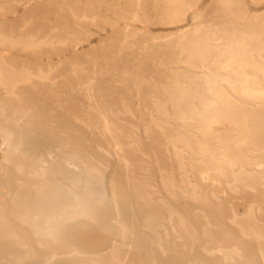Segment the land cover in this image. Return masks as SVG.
Instances as JSON below:
<instances>
[{
  "label": "bare ground",
  "instance_id": "obj_1",
  "mask_svg": "<svg viewBox=\"0 0 264 264\" xmlns=\"http://www.w3.org/2000/svg\"><path fill=\"white\" fill-rule=\"evenodd\" d=\"M208 1L0 0V264H264V13Z\"/></svg>",
  "mask_w": 264,
  "mask_h": 264
},
{
  "label": "rangeland",
  "instance_id": "obj_2",
  "mask_svg": "<svg viewBox=\"0 0 264 264\" xmlns=\"http://www.w3.org/2000/svg\"><path fill=\"white\" fill-rule=\"evenodd\" d=\"M21 2V1H19ZM244 3L246 4V13L251 15V14H262L264 13V3L261 4H257V3H253L250 0H244ZM210 4V2L208 0H201L200 2V7L204 8L207 7ZM18 11H21L20 7H17ZM11 15V14H10ZM189 20V19H188ZM137 26L135 27L136 29H141V25L142 23L140 22H136ZM93 30H96L98 28L94 27V26H90ZM172 25H164V24H159V23H150L147 27V33L149 34H161V33H166V32H170L173 31L174 29L172 28ZM104 31V30H103ZM92 40H96L95 36H91ZM56 55H53L52 58H56ZM198 80H201L200 77H198ZM182 160L183 162L186 164L189 162V160H187L186 154H182ZM112 164V163H111ZM188 173V177L191 180L192 179V175H189L190 173ZM111 172L107 171L106 176L107 179L110 178ZM241 175L244 176H251V177H258L259 180V185L264 187V173H261L259 171H253V170H243V172L241 173ZM193 181V179H192ZM194 182V181H193ZM221 184V177H217L214 179V183L213 185L217 186ZM203 185L201 183H197L196 184V196L198 197V199L202 198L204 196V194L202 192H204L203 190ZM228 185L230 186V190L226 193L224 192H219L217 193V199H216V205L215 208L220 209L222 206V203L224 201V198L227 195H234V196H241L243 195L244 190L242 189L241 185H235L233 181H229ZM251 205L253 206V203H251ZM226 229L229 233L232 234L231 232V228L229 226L226 225ZM233 235V234H232ZM109 236L107 233L103 232L100 227L97 224H91V223H85L82 224L81 227L73 229L72 234L69 235L70 239H73V241H75L77 244L87 247L88 249L94 250L96 248H98L99 246H101L103 243H105V241H107L109 239ZM237 242L234 243V245H236L242 256H244V259H237V258H232L231 261L229 262V264H262V262L260 261V259L257 256V253L254 249L249 250L250 253L248 252L246 245L249 244L250 241L239 237V236H235ZM68 238V237H67ZM253 256L252 260L248 259V256ZM37 261H34L33 263H35ZM39 263V262H37ZM222 264V263H219Z\"/></svg>",
  "mask_w": 264,
  "mask_h": 264
}]
</instances>
